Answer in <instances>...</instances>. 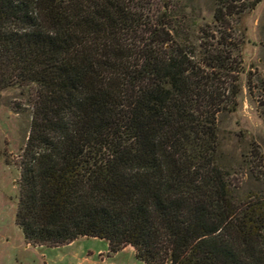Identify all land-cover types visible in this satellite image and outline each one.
Returning <instances> with one entry per match:
<instances>
[{
  "label": "trees",
  "instance_id": "obj_1",
  "mask_svg": "<svg viewBox=\"0 0 264 264\" xmlns=\"http://www.w3.org/2000/svg\"><path fill=\"white\" fill-rule=\"evenodd\" d=\"M177 1L0 0V95L24 89L32 108L27 243L88 236L147 264H264V191L238 192L219 134L245 72L227 32L240 0H215L199 29Z\"/></svg>",
  "mask_w": 264,
  "mask_h": 264
},
{
  "label": "rangeland",
  "instance_id": "obj_2",
  "mask_svg": "<svg viewBox=\"0 0 264 264\" xmlns=\"http://www.w3.org/2000/svg\"><path fill=\"white\" fill-rule=\"evenodd\" d=\"M178 10L196 12L187 26L199 29L212 24L215 0H178ZM239 13L229 18L234 55L245 72L236 111L220 115L219 128L225 162L232 169L238 192L264 191V175L252 176L251 168L264 172V0H240ZM185 13V14H186ZM219 36L217 31H213ZM201 34V32H200ZM240 66V65H239ZM26 90L9 88L0 95V264H147L132 245L114 253L107 240L83 236L50 247L26 242L16 222L21 170L19 162L31 130L32 108ZM247 159V163H243ZM251 162V163H250ZM241 174L236 175L235 172Z\"/></svg>",
  "mask_w": 264,
  "mask_h": 264
}]
</instances>
